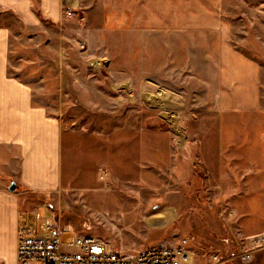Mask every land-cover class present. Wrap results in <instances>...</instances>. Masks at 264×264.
<instances>
[{
	"label": "rangeland",
	"instance_id": "1",
	"mask_svg": "<svg viewBox=\"0 0 264 264\" xmlns=\"http://www.w3.org/2000/svg\"><path fill=\"white\" fill-rule=\"evenodd\" d=\"M142 1L136 14L89 12L81 26L72 8L61 33L19 32L31 46L12 38L10 74L60 127V184L29 200L39 218L45 210L126 253L182 239L198 255L232 248L264 231V0ZM204 24H223L258 63V101L228 87L217 105L194 73L174 72V38L179 63L203 60L206 35L218 32ZM255 260L264 264V247Z\"/></svg>",
	"mask_w": 264,
	"mask_h": 264
},
{
	"label": "crops",
	"instance_id": "2",
	"mask_svg": "<svg viewBox=\"0 0 264 264\" xmlns=\"http://www.w3.org/2000/svg\"><path fill=\"white\" fill-rule=\"evenodd\" d=\"M62 1L0 0V260L4 264L17 263L20 224L25 219H41L45 215L44 210L39 218V207L33 209L29 196L58 186L61 167L59 124L48 116L43 106L34 103L32 86L10 74L11 42L14 37L20 45L31 46L33 37L19 32H28L46 24L51 26L49 30L59 33L63 28H69L71 20L63 15ZM71 1L77 13L80 10V15H84L77 20V26L86 23L85 15L89 12L129 15L146 7L142 0H91L86 4L88 6H80L81 0ZM10 14L16 16L21 28L6 22L5 16ZM220 26L219 29L211 24L202 26L218 31L204 34L208 40H204L206 51L203 60L192 55L186 62L179 63L176 51L181 46L174 38V72L186 73V77H194V73L206 87L208 84L213 88L212 102L217 105L221 104V94H226L228 87L229 94L233 88L235 95H250L253 101H258L261 91L258 63L234 49L227 33H224V25ZM159 37L162 38L161 35ZM159 41L162 42L161 39ZM190 46L195 45L191 43ZM11 182L16 184L14 191L9 190ZM29 213L30 218L27 217Z\"/></svg>",
	"mask_w": 264,
	"mask_h": 264
},
{
	"label": "built area",
	"instance_id": "3",
	"mask_svg": "<svg viewBox=\"0 0 264 264\" xmlns=\"http://www.w3.org/2000/svg\"><path fill=\"white\" fill-rule=\"evenodd\" d=\"M67 15L73 7L63 0ZM18 173V172H17ZM211 246L201 255L189 248L187 239L176 247H148L136 253L115 249L109 243L88 234L60 228L45 215L41 219H25L19 227L17 264H252L264 247V232L240 237L230 248Z\"/></svg>",
	"mask_w": 264,
	"mask_h": 264
},
{
	"label": "water",
	"instance_id": "4",
	"mask_svg": "<svg viewBox=\"0 0 264 264\" xmlns=\"http://www.w3.org/2000/svg\"><path fill=\"white\" fill-rule=\"evenodd\" d=\"M15 188H16V184H15V182H11L10 185H9V190H10V191H14Z\"/></svg>",
	"mask_w": 264,
	"mask_h": 264
}]
</instances>
